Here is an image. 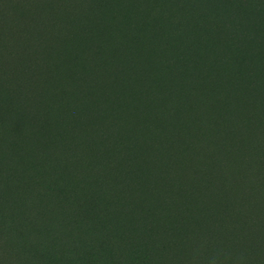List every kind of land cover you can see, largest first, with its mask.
I'll list each match as a JSON object with an SVG mask.
<instances>
[{
	"label": "rangeland",
	"instance_id": "1",
	"mask_svg": "<svg viewBox=\"0 0 264 264\" xmlns=\"http://www.w3.org/2000/svg\"><path fill=\"white\" fill-rule=\"evenodd\" d=\"M88 3L7 59L0 264H264V0Z\"/></svg>",
	"mask_w": 264,
	"mask_h": 264
},
{
	"label": "trees",
	"instance_id": "2",
	"mask_svg": "<svg viewBox=\"0 0 264 264\" xmlns=\"http://www.w3.org/2000/svg\"><path fill=\"white\" fill-rule=\"evenodd\" d=\"M19 1L0 0V81L7 87H14L13 79L16 74L11 66H8L7 59L22 58L24 55H28L32 61L35 58H52L57 46L62 41L70 40L68 33L77 31L79 21L72 18L92 17L96 19L97 24L101 22L97 7L91 6L88 0H61L56 11L50 13L33 9L35 7L23 10ZM67 8L72 10L71 14H68ZM26 14H30L28 19H24ZM18 17H23V20ZM47 47L50 49L47 50ZM93 56L92 49H89L88 60L92 61ZM38 69L42 70V66ZM37 88L39 86L36 83L30 88L27 82L21 88L22 95L34 99L37 96ZM17 92L14 90L15 95Z\"/></svg>",
	"mask_w": 264,
	"mask_h": 264
}]
</instances>
